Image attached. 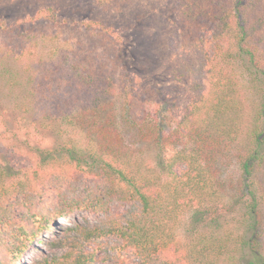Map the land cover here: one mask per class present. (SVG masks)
<instances>
[{"label":"trees","instance_id":"1","mask_svg":"<svg viewBox=\"0 0 264 264\" xmlns=\"http://www.w3.org/2000/svg\"><path fill=\"white\" fill-rule=\"evenodd\" d=\"M45 1L31 0L32 10L18 8L16 18L0 17V32L32 39L49 30L28 31L27 23L59 29L65 20ZM84 1L102 12H119L151 0ZM173 1L176 12L166 19L174 28L169 46L175 57L167 74L191 88L182 116L168 129L150 119L138 124V143L145 149L136 148L128 134L134 123L128 105L146 100L140 88L145 81L128 69L119 30L102 20L86 22L115 50L123 105L117 104L116 79L103 76L107 63L91 44L71 48L86 94L84 104L57 117L69 129L57 133L51 124L57 115L43 114L39 128L56 139L50 135L41 147L28 142L34 149L28 165L14 167L0 158V264H18L40 237L47 251L31 264H264L263 245L246 238L261 224V199L252 188L264 164V61L257 59L264 45V0ZM146 16L137 13L135 21ZM6 67L0 76L14 89L19 84ZM150 105L161 108L152 96ZM8 110L0 103L1 126L12 116ZM230 168L236 169L237 185L224 177ZM79 171L93 178L89 187H64L68 174ZM51 193L49 203L39 202ZM78 210L99 216L54 226L55 218ZM231 216L238 232L225 229ZM180 225L187 240L178 237Z\"/></svg>","mask_w":264,"mask_h":264},{"label":"rangeland","instance_id":"2","mask_svg":"<svg viewBox=\"0 0 264 264\" xmlns=\"http://www.w3.org/2000/svg\"><path fill=\"white\" fill-rule=\"evenodd\" d=\"M51 3L55 6L58 15L65 20V22L59 23V29L56 25L52 27L51 23L49 25L42 23L39 25L27 23L25 25L28 31L39 30L37 26L40 29H48L46 37L12 38L0 32V56L5 58L0 62V71L7 65L8 71L16 78L15 85L19 84L11 89L9 83H4V78L0 76V103L7 106L8 112L12 115H6V120L3 121L4 125H0V158L5 160L4 163L10 162L9 165L14 167L28 165L34 150L28 142L41 147V144L51 142L50 135L54 137V140L56 139L53 132L39 128L41 120L39 117L43 114L57 115L51 122L57 133L60 130L69 129L63 120L57 117L65 116L69 114L72 107L84 104L86 94V87L81 84L73 70L77 57H74L71 48L78 43L91 44L94 48L92 52L100 55L107 63L103 76L105 77L107 74L112 76L114 80L116 79L117 104L122 107L124 97L119 94L123 93L121 88L122 68L120 62L114 57L115 50L110 42H107V39L96 37L95 31H92L93 27H86V22L94 20H102L104 23L111 24L112 29L119 30L122 42H124L128 69L138 73L139 78L145 81L144 85L140 84V88L144 87L141 92L145 90L146 100L141 101L135 98L128 105L129 114L134 121L128 129V134L132 141L137 142L135 147L141 146L138 143L140 141L138 124L143 127L144 120L150 119L153 124L160 125L164 129L172 127L170 124L182 116L185 105L188 103L187 98L191 95V88L186 82H177L167 74L169 63L175 55L169 46V38L174 28L169 26L166 16H172L176 12L174 1L151 0L143 5L142 3H134L130 7H124V10L119 12L112 10L102 12L84 0H76L75 3H69L67 0H46L43 5L46 6ZM31 4V0H0V17L16 18L19 14L15 10L19 8V12L21 9L30 12L32 8H28V6ZM142 11L147 13L146 18L136 22L137 13ZM62 47V53H64L60 58ZM65 56L66 59L64 60ZM257 56V59L264 61V45L261 46ZM46 74L49 77H45ZM44 78L48 79L43 80L41 85L34 86ZM245 78H249L248 74H245ZM192 79L194 80L193 77ZM151 96L154 100L160 101V110L154 109L150 105ZM26 104L27 106H25ZM21 105L23 106L21 107ZM24 107H27L25 111H23ZM26 135H28V139L23 144L22 140ZM142 144L144 146V143ZM142 146L140 149H145ZM154 154L151 152L152 157L147 158V162L151 166L156 163ZM224 177L231 179L237 185L238 178L235 168H230ZM92 181H94L93 178L83 171L71 172L64 179L63 186L81 192L89 187ZM247 189L245 188V190ZM252 189H254L255 195L261 199L259 206L261 224L256 227L252 234L248 233L246 238L256 237L264 248V164L256 172ZM50 199L52 200V193L42 197L39 202L47 204ZM218 208H222L219 202L217 203ZM83 216L88 217L91 222H95L99 214L87 210H78L72 215L55 218L53 224L58 227V225L70 223V221L80 219ZM187 216L189 214L184 216V220ZM225 220L229 224L225 229L231 228L238 232L234 226L233 216L226 217ZM49 234L50 236L53 235L51 231H46V235ZM177 234L181 241L188 239L187 234L184 233L183 225L178 227ZM41 251H47V249L40 237L31 242L24 256L19 259L18 264H31L32 259L38 257ZM124 252L121 253L124 254Z\"/></svg>","mask_w":264,"mask_h":264}]
</instances>
